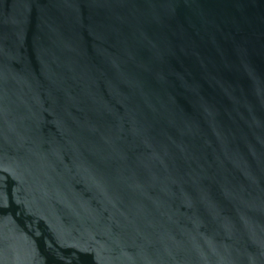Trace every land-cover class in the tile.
<instances>
[{"label": "water", "instance_id": "95a60500", "mask_svg": "<svg viewBox=\"0 0 264 264\" xmlns=\"http://www.w3.org/2000/svg\"><path fill=\"white\" fill-rule=\"evenodd\" d=\"M0 264H264V0H0Z\"/></svg>", "mask_w": 264, "mask_h": 264}]
</instances>
